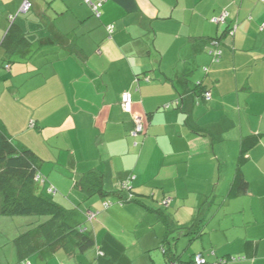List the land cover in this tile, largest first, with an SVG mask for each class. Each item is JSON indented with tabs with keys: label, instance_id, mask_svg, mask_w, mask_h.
Returning <instances> with one entry per match:
<instances>
[{
	"label": "crops",
	"instance_id": "0c3cea01",
	"mask_svg": "<svg viewBox=\"0 0 264 264\" xmlns=\"http://www.w3.org/2000/svg\"><path fill=\"white\" fill-rule=\"evenodd\" d=\"M30 1L22 13L25 0H0V129L41 159L36 192L96 242L86 255L43 248L36 264H167L158 211L178 230L201 217L170 237L177 264H264V0H108L99 16L88 0ZM12 26L28 45L7 55ZM93 173L107 192L130 182L137 202L103 208L79 186ZM2 204L15 228L0 226V264H17L15 239L44 220Z\"/></svg>",
	"mask_w": 264,
	"mask_h": 264
},
{
	"label": "trees",
	"instance_id": "16d2710c",
	"mask_svg": "<svg viewBox=\"0 0 264 264\" xmlns=\"http://www.w3.org/2000/svg\"><path fill=\"white\" fill-rule=\"evenodd\" d=\"M226 20L218 25L224 24ZM62 39H64L63 36L61 37ZM220 44L219 38L213 39L210 42L211 48L209 53L211 56L215 48L221 50ZM27 45L28 41L24 35L15 26H12L3 44L5 54L11 55L16 49L26 47ZM147 77H144V79ZM199 93L202 94V91ZM202 95L204 98V93ZM145 134L146 130L140 136H145ZM40 160L39 156L32 150L18 149L12 140L0 129V193L3 196L2 215L7 217H48L45 222L39 223L36 226L39 234L38 237L33 236L31 231H28L20 234L15 239L17 264H31L29 259L32 256L40 255L43 248H46L51 254H55L57 250H63L67 254H85L94 248L96 244L91 233L84 230L81 226H73L68 222L69 212L65 208L51 197L36 192V180L39 177ZM79 186L88 196L99 194L103 198H108L107 200H111L113 203L125 204L137 202L134 195H132L131 186L127 189L120 186L112 192L105 191L103 189L101 173H93L83 177L79 181ZM111 197H117L118 200L113 201ZM158 214L167 227V234L162 241V246L165 247L162 250L167 257L166 262L167 264H177V259L173 258L172 250L170 249L172 246L170 244V237L175 233L190 234L191 230L196 228L199 222H201V217L198 216L194 227L178 230L169 222L168 217L163 212L158 211ZM193 263L195 264V261Z\"/></svg>",
	"mask_w": 264,
	"mask_h": 264
},
{
	"label": "built area",
	"instance_id": "2783aa9c",
	"mask_svg": "<svg viewBox=\"0 0 264 264\" xmlns=\"http://www.w3.org/2000/svg\"><path fill=\"white\" fill-rule=\"evenodd\" d=\"M108 0H88V4L90 5V7L92 8V12L99 16L100 15V9L102 8V6L104 5V3H106ZM32 3L30 0H25L21 12L22 13H27L32 9ZM228 17V13H223L221 16L216 17L213 19V22L215 24H220L223 23L226 18ZM109 30L111 32L112 27H109ZM234 33V30L232 31V35ZM213 56V61L214 62H219L221 57H222V51L220 49L215 48L213 53H211ZM146 81H149L150 78L147 77L145 79ZM204 99L205 101H209L211 99V93L210 92H205L204 93ZM121 106L122 109L125 113L128 114H132V110H133V98H132V94L129 92H126L122 95V101H121ZM135 128L132 131V136L134 138L139 137L141 134H143L145 132L144 129V125H143V121H142V117H135ZM39 178V177H38ZM130 182H125L121 184V187L123 188H128L130 187ZM111 205H113V202L111 200H105L103 203V208L107 209L109 208ZM97 216V213L95 212H89L88 213V219L91 221H93ZM195 264H207L206 260L202 257V255H197L195 257ZM226 261H220L219 264H226Z\"/></svg>",
	"mask_w": 264,
	"mask_h": 264
},
{
	"label": "rangeland",
	"instance_id": "374dc122",
	"mask_svg": "<svg viewBox=\"0 0 264 264\" xmlns=\"http://www.w3.org/2000/svg\"><path fill=\"white\" fill-rule=\"evenodd\" d=\"M25 217H27V218H34V219H39L40 217H42L43 218V220L44 221H39V222H37V223H32V225H30L29 227H28V229H30L31 230V233H32V235L33 236H37L38 235V232H37V229L35 228L39 223H43V222H45L46 221V219H47V217H45V216H25ZM9 219H13V218H9ZM12 221V220H11ZM11 223V222H10ZM31 223V222H30ZM0 226L5 230H7V228H10V231L12 230V229H14L15 228V226H14V224H2V223H0ZM12 246L14 245L13 243L11 244ZM156 251H158V252H160L161 253V250H159V249H157ZM87 254V253H86ZM86 254H84V255H86ZM80 256V255H79ZM80 257H83V256H80ZM36 259H38V255H35V256H32L30 259H29V261L30 262H33V264H36ZM84 264H86V262L84 263ZM96 264V263H95Z\"/></svg>",
	"mask_w": 264,
	"mask_h": 264
},
{
	"label": "bare ground",
	"instance_id": "6f19581e",
	"mask_svg": "<svg viewBox=\"0 0 264 264\" xmlns=\"http://www.w3.org/2000/svg\"><path fill=\"white\" fill-rule=\"evenodd\" d=\"M133 112V111H132Z\"/></svg>",
	"mask_w": 264,
	"mask_h": 264
}]
</instances>
